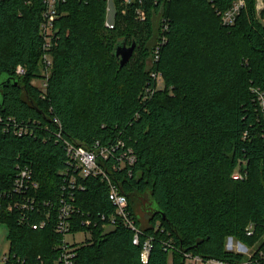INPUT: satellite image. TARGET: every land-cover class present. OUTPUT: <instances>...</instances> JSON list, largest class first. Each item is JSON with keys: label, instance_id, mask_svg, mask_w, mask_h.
<instances>
[{"label": "trees", "instance_id": "obj_1", "mask_svg": "<svg viewBox=\"0 0 264 264\" xmlns=\"http://www.w3.org/2000/svg\"><path fill=\"white\" fill-rule=\"evenodd\" d=\"M114 1V27L106 24L107 0L57 1L44 90L32 80L44 68L45 2L0 0V190L11 191L18 169L29 166L39 182L29 194L52 203L50 220L40 227L48 210L43 204L23 211L15 206L18 195L0 198V222L10 226L9 263L56 264L64 237L54 226L65 139L89 148L122 140L134 149L133 165L111 168L121 149L105 167L138 224L154 237L143 262L132 229L104 232L97 217L114 211L109 187L99 176L87 177L86 189L76 192L72 232L90 230L91 238L76 244V264H169L164 241L170 238L176 247L171 264H184V251L239 259L227 250V236L253 244L264 233V112L252 90L264 91L257 0H244L232 26L222 25L218 11L234 0ZM138 6L144 20L137 18ZM157 14L166 20L163 31L154 28ZM162 32L166 40L153 61ZM122 40L138 44L124 66L115 53ZM15 124L29 132L17 135ZM237 169L242 177L233 176ZM88 214L89 226L82 224ZM250 223L253 236L246 234Z\"/></svg>", "mask_w": 264, "mask_h": 264}, {"label": "built area", "instance_id": "obj_2", "mask_svg": "<svg viewBox=\"0 0 264 264\" xmlns=\"http://www.w3.org/2000/svg\"><path fill=\"white\" fill-rule=\"evenodd\" d=\"M58 0H44L46 8L43 12V21L41 23V33L44 37V54L42 56V62L44 64V73L49 72L48 70L52 66V56H51V48H52V38L54 34V24L57 17V8L56 3ZM109 0H107L108 2ZM126 3H131L135 0H122ZM142 1V0H138ZM109 3V2H108ZM245 5L244 0H234L230 7L223 11H218L221 16L222 25L232 26L235 24L237 17L240 15L243 7ZM108 8V7H107ZM257 8L264 9V0H257ZM137 18L140 20H144L146 18V13L141 6L137 8ZM162 28L165 30L167 28V23L165 18L162 19ZM106 24L110 27H114V23H110L106 21ZM166 37L162 32L161 41L156 45L154 49V55L152 60L156 61L159 59V50L162 44L165 43ZM46 69V71H45ZM17 72L23 74L25 70L19 66L17 68ZM48 74L44 75V85L46 86V80L48 78ZM151 75L156 78L158 85L162 81V77L156 71H152ZM42 87L43 89L45 88ZM45 90V89H44ZM253 92L256 93V99L259 102L261 109L264 112V91L259 87H253ZM153 92V90H152ZM57 120V118L55 119ZM61 127H59L60 129ZM14 132L21 136L29 132L28 127H24L23 125H14ZM61 130V129H60ZM59 130L58 135L61 136L62 131ZM64 148L66 151V162L67 166L65 169L58 172L62 177L61 184V195L60 201L58 204V216L55 221L54 230L63 234V240L58 245L60 249L59 256L56 260V264H76L75 258L77 256V242L76 240L71 241L66 237L69 234L76 235V233H90L91 231L87 230L84 232H72V215L77 210L76 207V192L79 190H85L86 185L84 183V179L87 177H101L102 180H105L109 187L108 197L111 203L114 206V211L111 213H99L98 221L103 223L104 230L110 231L115 229L117 226L125 227L128 229H132L133 235V243L137 245H141L140 257L143 262H147L150 258V254L153 247V239L152 235H148L143 227L138 224L137 218L133 213L132 209H130L129 199L126 193H124L117 182L113 179L112 175L107 171L105 164L106 161L109 160L110 156L113 152L121 150L122 151L118 155V162H112V169H125L128 166L133 165L136 162V154L134 149L131 146H126L124 141L119 140L117 145L113 146H105L100 145L99 142L95 143L94 147L89 148L82 144H78L72 142L70 140H64ZM129 174L131 170L129 169ZM33 170L29 166L20 167L15 176L13 188L11 191L9 190H0V198L5 195H18L20 198H17L15 201V206L18 205L20 209L23 211L34 210L39 205L43 204L48 208L45 219L40 221L39 226L44 227L47 222L50 220V215L52 214V210L49 209L52 206L50 200L38 201L35 195L29 194V190H37L39 189V182L35 179ZM234 177H242V173L237 169L233 173ZM88 214L83 218L82 224L89 226L93 219ZM24 219V217L22 218ZM97 219H95V222ZM38 224H33V228H37ZM246 234L248 236H253L255 234V225L250 223L246 227ZM91 238L86 236V239ZM83 240V241H85ZM82 241V242H83ZM226 248L229 251H232L235 254H240L241 257L239 259H222L217 257H204L200 254L192 253V252H182L184 256V264H264V233L260 237V239L253 244H248L246 242L241 241L237 237L231 236L226 241ZM164 249L170 251V257L172 250H175L176 247L172 241V239H168L164 241ZM9 256L5 257L6 263H9ZM19 261L11 262L9 264H19Z\"/></svg>", "mask_w": 264, "mask_h": 264}, {"label": "rangeland", "instance_id": "obj_3", "mask_svg": "<svg viewBox=\"0 0 264 264\" xmlns=\"http://www.w3.org/2000/svg\"><path fill=\"white\" fill-rule=\"evenodd\" d=\"M108 2L109 3L107 5L108 8H107V18H106V20L108 22H110V23H115V16H116L115 1L114 0H109ZM256 10H257V13H258V17L261 18V20L264 22V9L263 8H261V9L257 8ZM162 18H164L162 14H157V16L154 17L153 22L155 24V27H154L155 29H157L158 27H160V25H162V23H161V21H163ZM158 33L159 32H156L155 36H158ZM155 36L150 39L149 46H151L152 43H154L153 41H155V38H156ZM150 64H151V62H150ZM50 70H51V68L48 71L50 72ZM45 71H46V69H45ZM49 72H45L44 75L46 76V74L49 73ZM43 73H44V68L41 70V75L42 76L36 77V78H34L32 80L33 84L37 85L40 88L45 86L44 85L45 80L43 78ZM162 84L163 83L161 81V83H159V85L162 86ZM0 97H1V95H0ZM137 205H138L137 208L139 209L138 212H139V214H141V219H142V222L144 223L146 221L147 215L141 209L140 206H142V205H140L139 203ZM106 231H107V229L104 232H106ZM87 234L89 235V237L91 236L90 233H87ZM9 235H10V226H9V224L6 221L0 222V264H6L5 257H7L9 255V247H10L9 246L10 245ZM88 235H86L84 233H76V235L69 234V235H67L66 238L68 240H71V241L76 240V241H78L77 243H80L83 240H85L86 236H88ZM229 237H230V235L227 236L226 239H228ZM127 255L128 254L125 255V258H128ZM168 263L169 264L172 263L171 257H169Z\"/></svg>", "mask_w": 264, "mask_h": 264}, {"label": "water", "instance_id": "obj_4", "mask_svg": "<svg viewBox=\"0 0 264 264\" xmlns=\"http://www.w3.org/2000/svg\"><path fill=\"white\" fill-rule=\"evenodd\" d=\"M115 53L117 58L120 59V66H124L131 59L135 48L137 47V41L134 40L131 44L126 43V41L122 40L116 43Z\"/></svg>", "mask_w": 264, "mask_h": 264}]
</instances>
